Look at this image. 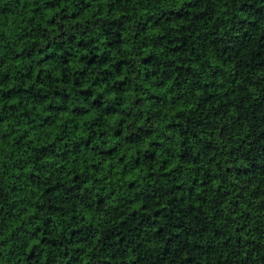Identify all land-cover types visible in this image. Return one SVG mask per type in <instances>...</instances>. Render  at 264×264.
<instances>
[{
    "label": "trees",
    "instance_id": "trees-1",
    "mask_svg": "<svg viewBox=\"0 0 264 264\" xmlns=\"http://www.w3.org/2000/svg\"><path fill=\"white\" fill-rule=\"evenodd\" d=\"M0 264H264V0H0Z\"/></svg>",
    "mask_w": 264,
    "mask_h": 264
}]
</instances>
